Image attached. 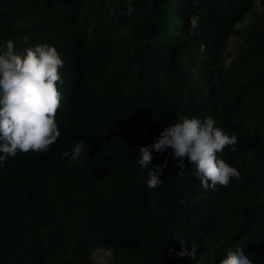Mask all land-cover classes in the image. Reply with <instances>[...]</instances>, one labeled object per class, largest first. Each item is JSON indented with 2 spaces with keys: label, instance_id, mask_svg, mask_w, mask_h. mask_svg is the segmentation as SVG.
Segmentation results:
<instances>
[{
  "label": "trees",
  "instance_id": "16d2710c",
  "mask_svg": "<svg viewBox=\"0 0 264 264\" xmlns=\"http://www.w3.org/2000/svg\"><path fill=\"white\" fill-rule=\"evenodd\" d=\"M8 40L54 46L64 67L60 137L0 163V264H93L96 250L111 264H219L237 247L264 264V0H0ZM179 116L237 138L220 158L240 182L204 191L169 149L153 150L149 169L168 164L146 186L139 149ZM80 141L90 150L70 164ZM177 237L196 260L175 257Z\"/></svg>",
  "mask_w": 264,
  "mask_h": 264
},
{
  "label": "clouds",
  "instance_id": "9594fccd",
  "mask_svg": "<svg viewBox=\"0 0 264 264\" xmlns=\"http://www.w3.org/2000/svg\"><path fill=\"white\" fill-rule=\"evenodd\" d=\"M192 2L195 7L199 0ZM133 12L130 5L126 6L127 15L131 16ZM189 22L190 35H195L199 17L193 15ZM23 42L27 43L28 38L25 37ZM204 50L201 45L200 51ZM63 67L64 62L54 46L37 44L18 52L12 40L0 45V153L3 154L0 155V163L18 153H46L60 137L55 117L61 105L57 85L63 83L59 74V69ZM236 143L237 138L225 133L210 116L203 119L179 116L175 123L159 133L151 145L139 149L136 163L142 170H147L146 186L156 189L162 185L160 177L168 161L149 169L152 152L163 153L171 149L173 159L181 161L175 165L181 170L178 175L183 174L186 158L202 189L215 191L218 186H228L233 179L237 182L242 179L237 168L220 158L225 147L235 151ZM86 148L90 150L84 141L77 142L62 158L74 164ZM176 241L181 248L175 253L176 258L196 260L195 245L189 252L185 238L177 237ZM168 251L170 255L173 253L172 248ZM219 264H254V261L242 247H237L235 251L229 248Z\"/></svg>",
  "mask_w": 264,
  "mask_h": 264
},
{
  "label": "rangeland",
  "instance_id": "374dc122",
  "mask_svg": "<svg viewBox=\"0 0 264 264\" xmlns=\"http://www.w3.org/2000/svg\"><path fill=\"white\" fill-rule=\"evenodd\" d=\"M251 14L248 15L246 17V21H244L245 23L248 22V20L251 18ZM240 44V41H238L237 39H232L231 44L229 46V51L231 53H234V51L236 50L237 45ZM230 60V59H229ZM228 60V62H229ZM92 261L93 264H111V253L104 251V250H96L92 253Z\"/></svg>",
  "mask_w": 264,
  "mask_h": 264
},
{
  "label": "water",
  "instance_id": "95a60500",
  "mask_svg": "<svg viewBox=\"0 0 264 264\" xmlns=\"http://www.w3.org/2000/svg\"><path fill=\"white\" fill-rule=\"evenodd\" d=\"M111 259H112V256H111Z\"/></svg>",
  "mask_w": 264,
  "mask_h": 264
}]
</instances>
